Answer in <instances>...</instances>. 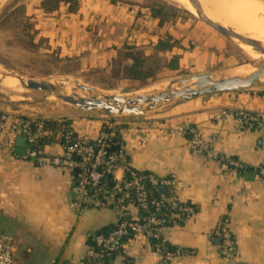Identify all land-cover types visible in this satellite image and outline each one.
<instances>
[{
  "label": "crops",
  "instance_id": "0c3cea01",
  "mask_svg": "<svg viewBox=\"0 0 264 264\" xmlns=\"http://www.w3.org/2000/svg\"><path fill=\"white\" fill-rule=\"evenodd\" d=\"M39 11L38 35L54 46L50 50L61 60L84 70L108 75L111 60L127 46L163 62L181 54L178 73L196 76L240 64V48L213 29L190 19L160 27L142 5L79 0L74 12L65 4L49 17ZM166 36L185 51L155 53L157 41ZM6 109L13 108L0 105V111ZM222 112L230 115L217 120ZM235 112L264 120V90L212 94L165 104L142 117L118 118L120 142L132 168L174 178L173 196L194 208L192 217L164 232L165 242L184 252L168 264H264V178L258 172L264 166V127L242 128L232 116ZM65 117L74 119L73 127L84 140L95 139L107 119L77 110ZM188 128L212 144L216 155L236 160L245 169L230 170L192 154ZM45 151L61 154L59 146ZM25 152L26 146L17 142L12 153L0 148V236L17 244L16 264H81L90 236L116 225L117 215L112 209L75 210L73 205L82 207V198L73 191L70 175L25 160ZM116 177L121 180L124 172ZM222 219L228 220L236 242L232 256L212 237ZM127 248L131 264H162L145 240L131 241Z\"/></svg>",
  "mask_w": 264,
  "mask_h": 264
},
{
  "label": "built area",
  "instance_id": "2783aa9c",
  "mask_svg": "<svg viewBox=\"0 0 264 264\" xmlns=\"http://www.w3.org/2000/svg\"><path fill=\"white\" fill-rule=\"evenodd\" d=\"M228 115V112H222L216 119L221 120ZM232 116L242 128L264 127V120L248 112H235ZM106 118L97 137L84 140L72 125L67 128H51L48 125L50 120L64 123L67 118H46L15 109L0 111V148L12 153L18 138L25 139V160H33L39 166L54 167L70 175L73 191L82 198V207L73 205L75 210L112 209L116 213V230L107 236H95L93 246H89L81 264H105V259L113 254L116 258L107 264H117L118 258L122 259L121 264H131L127 248L129 242L145 240L151 243L157 240L166 243L164 232L172 227L166 224L175 219H188L195 212L192 206L179 202L173 196L174 178H161L150 172L134 170L120 141L118 148L113 150L112 142L120 134L121 124L118 117ZM186 133L190 136L192 154L204 156L230 170L245 169L236 160L216 155L213 145L204 141L195 129L188 128ZM40 142L43 147L37 149L36 145ZM53 146H59L60 155L46 153L45 149ZM118 171L124 172L121 180L116 177ZM258 172L264 178V166ZM105 181L110 183L109 187ZM163 188L170 196L164 195ZM154 193H158L157 197ZM167 205L174 212L170 216L164 214ZM212 237L220 240V247L227 256L236 254V242L227 219L218 223ZM156 252L162 264H168L184 254L181 250L175 253ZM0 264H15L14 244L5 236H0Z\"/></svg>",
  "mask_w": 264,
  "mask_h": 264
},
{
  "label": "rangeland",
  "instance_id": "374dc122",
  "mask_svg": "<svg viewBox=\"0 0 264 264\" xmlns=\"http://www.w3.org/2000/svg\"><path fill=\"white\" fill-rule=\"evenodd\" d=\"M41 1L0 0V105L3 108L11 107L27 114L46 118H67L65 116H67L69 111L77 110V108L67 105L57 98V95L62 94L64 91L68 97L76 96L77 98L86 100L103 98L104 96H121L130 99L143 94H152L151 92L154 91H163L168 88L172 81L196 76L184 71L176 73L161 70L157 73L152 84L143 89L138 84L115 81L109 74L107 75L104 72L84 70L75 63L61 60L56 51L54 53L51 52L50 48L54 46L49 45L47 39L41 38L38 35V26L42 19L40 15L42 11H39L41 10ZM114 1L142 6L161 1L166 5L177 8L182 13L184 12L185 17L187 15V19L200 22L197 17L187 12V5L179 4L174 0ZM261 3L264 6V2ZM207 11L209 10L207 9ZM207 11L205 10V12ZM247 14L246 17L248 19L246 18V21L250 33L246 34V36L257 40H264V17L251 15V13ZM240 50L239 66L228 71L218 70L214 72L217 79L252 73L264 65V57L258 60L252 59L243 49ZM17 77L22 78L25 82L32 80L38 83L52 84L59 88V92L48 94L29 91L24 89L20 83L17 89L10 88L7 82L14 81ZM80 86L94 88L96 91L94 93H87L76 90ZM257 90H264V83ZM19 102H27V104L23 106L10 105L11 103ZM96 114L102 116L100 113ZM73 120L71 119L69 124L72 127L74 126ZM13 244L14 263L16 264L17 244L15 242Z\"/></svg>",
  "mask_w": 264,
  "mask_h": 264
},
{
  "label": "water",
  "instance_id": "95a60500",
  "mask_svg": "<svg viewBox=\"0 0 264 264\" xmlns=\"http://www.w3.org/2000/svg\"><path fill=\"white\" fill-rule=\"evenodd\" d=\"M196 10L197 18L201 23L216 31L226 40L232 42L240 49L242 46L250 47L255 53L264 56V46L255 40L244 37L230 28L215 23L205 15L199 0H188ZM16 80L22 87L29 91L56 94L59 88L49 83H38L35 81L25 82L22 78ZM264 83V65L245 77L219 78L215 74L189 76L186 79L172 81L167 89L152 94H143L135 98L121 96H104L103 98H92L86 100L76 96L68 97L57 95V98L67 105L77 108L78 112L85 114L100 113L105 117H142L153 112L160 106L169 103H180L202 98L212 94L234 93L240 91H253L260 88ZM79 91L94 93L96 90L87 86L78 87ZM27 102L11 103L10 105H26ZM17 144L25 145V139L18 138ZM166 192V188L162 189Z\"/></svg>",
  "mask_w": 264,
  "mask_h": 264
},
{
  "label": "trees",
  "instance_id": "16d2710c",
  "mask_svg": "<svg viewBox=\"0 0 264 264\" xmlns=\"http://www.w3.org/2000/svg\"><path fill=\"white\" fill-rule=\"evenodd\" d=\"M113 2H116L112 0ZM79 0H42L40 4V9L44 11V13L49 17L54 12L58 11L60 5L65 4L69 5L70 11L74 12L77 9ZM150 12V15L153 19L157 20L160 27H165L169 24H176L179 20H187V15L185 17V13L177 8L164 4V2L156 1L151 5H145ZM174 50L185 51V49L181 46L179 41L174 40L171 36H166L157 41L154 52L155 53H170ZM180 60L181 54H175L168 62H163L162 59L154 56H148L145 52L141 50H137L133 47H125L122 51H119L115 58H113L109 65V75L115 81L120 82H131L134 84H138L141 88H147L152 84L155 80L157 73L161 70L167 69L169 72H178L180 71ZM68 119V118H67ZM70 124V119L66 120V122L61 123L57 120H50L48 125L51 128H67ZM120 141V135L118 134L116 138L113 140L114 143L113 150L118 148ZM43 144L40 142L36 145L37 149L42 148ZM105 185L108 187L110 183L105 181ZM158 193H154V197H157ZM165 196H170L169 192L164 193ZM153 211V209H150ZM168 214L170 216L174 213L171 210L169 205L164 207V214ZM181 220H172L166 224V226L170 227L177 223H180ZM116 225L107 226L100 231L92 234L89 239V245L93 246V239L95 236H107L114 230H116ZM152 248L156 250H161L165 252L175 253L178 251L176 247L171 246L168 243H161L157 240L151 241ZM116 258V254L108 256L105 259V264L109 261L114 260Z\"/></svg>",
  "mask_w": 264,
  "mask_h": 264
},
{
  "label": "bare ground",
  "instance_id": "6f19581e",
  "mask_svg": "<svg viewBox=\"0 0 264 264\" xmlns=\"http://www.w3.org/2000/svg\"><path fill=\"white\" fill-rule=\"evenodd\" d=\"M174 1L179 4L187 5L189 9V10L187 9V12H189L191 15L195 17L197 16L196 10L188 2V0H174ZM199 2L203 8L205 15L208 17V19H210L211 21L215 23L221 24L226 28H230L234 30L236 33L244 37H247L246 34L250 33V30L248 28V24L246 21V18H247L246 14L251 13V15L254 14V15H260L264 17V15H262L264 14V6L262 5L260 1H255V0H232V1H229V0H199ZM207 9L209 11H207ZM205 10L207 12H205ZM247 38H250V37H247ZM250 39L258 41L264 46V40H257L253 38H250ZM242 49L252 59L258 60L264 57L260 54L255 53L250 47L242 46ZM249 74L250 73L239 75V76L237 74L236 75L238 77H245ZM7 83L10 88L17 89L19 87V82L17 80H14L11 82L9 81ZM60 95L68 96L65 91Z\"/></svg>",
  "mask_w": 264,
  "mask_h": 264
}]
</instances>
